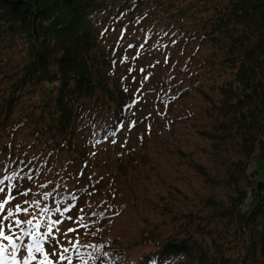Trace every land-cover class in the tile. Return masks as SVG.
<instances>
[{"label":"trees","instance_id":"1","mask_svg":"<svg viewBox=\"0 0 264 264\" xmlns=\"http://www.w3.org/2000/svg\"><path fill=\"white\" fill-rule=\"evenodd\" d=\"M116 30L132 37L128 45L136 58L180 49L162 59L183 74L168 80L174 90L169 100L194 91L210 106L213 124L198 135L209 143L215 171L200 163L194 168L207 185L227 190V203L214 201L211 207L218 209L216 217L227 219L236 242L225 248L193 236L169 237L139 264H264V182L250 169L253 159L264 158V0H0V44L19 46L20 40L23 46L18 70H0L9 77L0 84V178L19 173L11 182L17 187L5 181L0 194V200L9 192L14 197L5 212L28 201L26 207L42 221L68 225L100 189L98 180L80 179L73 189L59 183L78 176L70 174L78 166L83 177L91 173L96 151L108 148L127 124L134 99L129 74L122 73L125 66L109 44ZM192 44L195 48L186 52ZM209 48L219 57L210 63L217 70L204 86L189 67L209 69L200 59V51ZM104 110H113V116ZM118 163L125 175L119 157ZM48 173L52 178L43 179ZM44 192L52 195L44 200ZM35 197L41 207H59L60 213L41 217L31 204ZM97 216L98 226L108 221L106 213ZM219 232L210 234L226 239ZM54 235L56 245L62 237ZM88 245H77L86 264H121L124 249L115 242ZM70 252L78 256L77 250Z\"/></svg>","mask_w":264,"mask_h":264},{"label":"rangeland","instance_id":"2","mask_svg":"<svg viewBox=\"0 0 264 264\" xmlns=\"http://www.w3.org/2000/svg\"><path fill=\"white\" fill-rule=\"evenodd\" d=\"M123 34L121 30L113 32L109 37V44L125 66L122 73L129 74L128 85L132 87L131 95L134 101L127 110L128 121L108 148L96 151L97 154L91 159V173L83 177L78 166L79 169L75 172L70 170V174L78 176L74 179H63L59 183L73 189L80 179L84 183L95 180L101 182L100 189H95L92 196L85 199L74 218L66 216L71 218L70 224L56 225L59 231L54 230V234L62 237L59 244L65 243V247L71 248L69 241L75 243L78 240L80 246L109 240L115 242V247L124 249L121 264H139L144 254L155 250L158 244H162L169 237L193 236L203 244L213 245L215 242L216 246L233 247L236 243L235 236L233 231H227V219L216 217L218 209L214 204L211 207L214 201L227 203L228 192L224 188L207 185L194 168V164L200 163L210 168L212 173L215 171V166L209 158V143L198 135V131L208 130L213 124L214 118L209 104L194 91L180 99L176 96L170 102L169 96L174 95V90L170 92L172 86L168 85V80L175 75L181 78L183 74L178 72L180 67L168 68L162 59L166 54L172 55L174 51L153 53L144 59L136 58L128 45L132 37H125ZM18 44L19 46L12 47L9 43L0 44V70H18L23 62V46L20 40ZM195 46L196 44H192L185 51L190 52ZM179 50L174 54H179ZM218 53L213 48L203 49L200 51V59L207 60L209 64L215 63L218 62ZM184 59L185 56L180 59V64L184 63ZM194 67L195 65L189 69L201 76V84L210 85L212 71L215 72L216 67L210 64L209 69L203 73ZM2 72L0 84L9 78L7 72ZM207 92L214 95L211 90ZM103 114L113 116V110H104ZM118 157L126 168V173H123L125 175H122L119 169ZM70 161L68 163L71 168V158ZM250 169H257L264 182V158L253 159ZM224 173L225 169H220L217 174L223 176ZM43 177L52 178V174L48 173ZM32 190L41 192L38 186H32ZM25 204L19 206L26 207ZM15 207L16 205L13 206V211ZM92 213H106L108 221L98 226L100 219ZM33 214L36 216L35 211H29V214L21 211L16 213L14 218L27 220L32 218ZM81 217L87 227L69 231L79 226ZM38 218L41 219L39 216ZM216 230L221 231L219 233L226 239H219L210 234ZM16 231L18 232V229ZM28 242L30 240L25 238V243ZM45 247L50 254L54 250L57 253L60 251L58 246L54 249L46 244ZM70 253L73 255V264H85L86 256L84 259ZM25 255L27 253L21 249L17 259H22ZM36 255L37 261L32 264H39V260L43 258L41 254ZM50 259L56 261L58 255H50ZM107 261L109 262V259Z\"/></svg>","mask_w":264,"mask_h":264},{"label":"snow or ice","instance_id":"3","mask_svg":"<svg viewBox=\"0 0 264 264\" xmlns=\"http://www.w3.org/2000/svg\"><path fill=\"white\" fill-rule=\"evenodd\" d=\"M131 47V45H130ZM126 59V58H125ZM141 71H143L141 69ZM147 79V77H145ZM127 91V88L124 89ZM135 123V122H133ZM19 177V173L13 172L10 176H4L0 178V194H5V181H9V187L16 188L15 184L11 182ZM30 178V177H29ZM47 187V185H44ZM28 193H24L27 195ZM52 195V192H44L42 197L47 200ZM14 197L11 193L6 194V198L0 200V264H32L33 261H37V255L41 254L42 259L39 260V264H61V262L66 261L67 264H73L72 257L68 255L71 250H77L79 255L77 245L79 241L75 243L69 241L72 244V248L65 247L59 244V240H56V245H59L60 251L57 253L55 250L50 254L46 251L45 245H51L55 249L56 245H53L54 230L59 231L55 226L60 223L59 220H54L51 224L47 221H42L37 219L33 214L32 218L27 220H21L14 218L16 213L23 212L29 214V208L25 207L21 209L19 205H16L15 211L9 207L5 213V205L8 204ZM25 203H29L25 201ZM31 204L34 205L35 209L39 210L41 217H46L50 212L60 213L61 209L59 207L52 209L49 207H41V201L38 199H33ZM68 209L65 208V211ZM93 216L97 213H92ZM99 215H103L100 213ZM35 221V222H34ZM7 222V223H5ZM80 226L87 227L83 217L80 218ZM45 230L42 232L41 228ZM18 229V232L16 231ZM7 231V234H6ZM69 231H76L75 229H69ZM66 235V234H65ZM25 238H28L30 242L25 243ZM7 242V243H4ZM82 247H89L91 245H80ZM94 247V246H92ZM23 249L27 255L23 256L22 259H17V254ZM50 255H58V260L53 261L50 259ZM86 264V262H85Z\"/></svg>","mask_w":264,"mask_h":264}]
</instances>
